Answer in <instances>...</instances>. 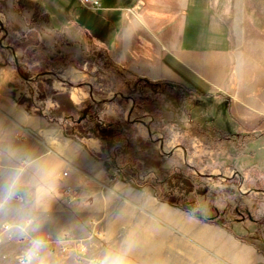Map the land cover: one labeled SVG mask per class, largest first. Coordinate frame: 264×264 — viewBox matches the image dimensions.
Masks as SVG:
<instances>
[{
	"label": "crops",
	"instance_id": "0c3cea01",
	"mask_svg": "<svg viewBox=\"0 0 264 264\" xmlns=\"http://www.w3.org/2000/svg\"><path fill=\"white\" fill-rule=\"evenodd\" d=\"M100 1L102 9L95 13L79 8L76 19L82 27L76 29L78 34L92 32L93 44L97 40L107 47L113 63L151 81L166 79L199 91L192 120L204 121L199 114L214 115L217 106L225 118L221 127L209 116L215 127L264 132V0ZM61 5L56 9H68L63 0ZM13 88L1 65L0 247H16L17 253L34 240L63 233L78 237L91 218L101 220L106 230L122 218L149 215L148 199L146 211L123 198L134 187L110 176L97 157L99 139L65 136L60 123L45 112L28 111L17 102L10 93ZM245 155L234 154L233 160L242 164ZM252 164L264 165L261 158ZM85 210L93 213L88 221L82 218ZM220 228L221 238L207 239L201 246L208 260L264 264L257 248ZM113 237L105 232L107 242ZM129 254L131 264L135 256Z\"/></svg>",
	"mask_w": 264,
	"mask_h": 264
},
{
	"label": "rangeland",
	"instance_id": "374dc122",
	"mask_svg": "<svg viewBox=\"0 0 264 264\" xmlns=\"http://www.w3.org/2000/svg\"><path fill=\"white\" fill-rule=\"evenodd\" d=\"M68 1L64 0V3ZM58 3L59 0H45L48 15H41L33 9L20 7L16 0H0V66H5L8 79L16 90L31 100V110L45 112L53 119L52 111L57 104L51 99L50 91L68 92L73 104L81 110L86 104H99L103 113L112 115L121 125L130 123L135 136L153 143L163 166L184 164L190 172L197 174L201 185L213 193V204L218 209L224 210L228 206L229 192L238 191L246 194L249 203L255 205L253 218L263 216L264 165L249 163L260 158L264 163V138L259 139L256 135L242 149L231 140H218L208 131L192 137L179 133L180 124L190 127L193 116L187 115L185 107L192 114L199 101L196 96L200 94L170 89L166 93H157L148 101L140 100L137 93L128 90L117 74L107 67L95 47L86 49L80 44L73 21L75 11H60L56 9L60 6ZM35 26L36 45L40 47L33 52L34 45H26V41L27 33L34 31ZM71 59L73 63L69 62ZM73 94L77 100L73 99ZM209 116L214 118L217 126H223L225 114L221 107L214 108V115L204 112L198 118L208 120ZM77 118H59L57 122L65 121L75 126ZM84 134L90 135L89 132ZM241 153H246L244 158L241 157L242 164L233 160L234 154ZM113 178L115 182L131 185L118 173L113 172ZM133 192L121 195L134 205H143L146 211L148 199L149 215L122 218L107 231L101 220L91 218L85 222L80 236L72 234L81 240L79 248L51 252L42 246L38 258L31 260L32 264H95L106 254L127 255L130 252L135 256L131 264H220V261L208 260L205 248L201 247L207 239L222 237L220 225L200 220L172 205L158 206L150 185L134 187ZM117 210L120 213V208ZM89 213L93 215L92 211L85 210L82 218H89ZM105 232L114 234L111 242L105 239ZM261 234L264 236L263 229ZM15 248L0 247V264H19L14 257Z\"/></svg>",
	"mask_w": 264,
	"mask_h": 264
},
{
	"label": "trees",
	"instance_id": "16d2710c",
	"mask_svg": "<svg viewBox=\"0 0 264 264\" xmlns=\"http://www.w3.org/2000/svg\"><path fill=\"white\" fill-rule=\"evenodd\" d=\"M16 1L22 8L33 9L37 14L48 15L47 5L43 0ZM59 2L61 5L62 0ZM63 7L75 11L74 19H72L76 25L82 27L76 19V13L82 7L79 1L70 0L68 3H64ZM85 10L91 13L97 12V10ZM27 35L26 45H34L32 51H38L40 45H36L38 37L36 26L34 31H29ZM78 38L83 41L85 48L95 47L98 53L103 56L107 67L117 74L128 90L137 93L140 100L148 101L157 93H166L170 89L182 90L183 93L193 91L200 94L194 88H186L173 81L166 79L151 81L124 70L109 58L107 47L106 49L101 47L97 40L96 44H93L94 35L87 29L78 34ZM45 50L48 51L47 48ZM69 62L73 63L74 61L71 59ZM18 72L21 76H25L20 70ZM10 93L17 102L23 104L28 111H32L31 100L28 97L18 92L16 88H13ZM49 95L57 104V107L52 111L53 121L57 122L59 118L72 119L78 116L76 119L78 123L75 126L65 121L61 122L60 125L65 136L79 139L91 135L101 141V150L97 153V157L103 161L110 176H113V172L118 173L122 179L128 181L135 188L150 185L157 200L178 207L200 220L220 225L242 242L252 244L264 255V236L261 234V229L264 232V215L253 218L255 205L249 203L246 194H241L238 191L229 192L228 206L224 210L218 209L213 204V193L208 187L201 185L197 174L190 172L184 164L163 166L162 161L159 160V151L154 144L142 137L135 136L134 128L130 123L121 125L112 115L103 113L99 104H86V107L81 110L73 104L68 92L50 91ZM229 107L230 104L227 102L228 113ZM185 109L187 115L190 116V109L188 107ZM81 121L84 122L81 124ZM206 131L217 137L218 140H231L242 149L256 137L252 130L232 133L226 128L215 127L209 120L195 121L190 118V127L187 128L182 124L179 127V133H186L190 137L201 136ZM85 132H89L90 135H85ZM263 134L264 132H261L257 136Z\"/></svg>",
	"mask_w": 264,
	"mask_h": 264
},
{
	"label": "built area",
	"instance_id": "2783aa9c",
	"mask_svg": "<svg viewBox=\"0 0 264 264\" xmlns=\"http://www.w3.org/2000/svg\"><path fill=\"white\" fill-rule=\"evenodd\" d=\"M80 4L87 8V9H100L101 2L100 0H79ZM63 175H67V172H63ZM71 192V190H67V192ZM43 241V246H45L48 251L56 252V251H68L79 248V244L81 245V240L78 238H74L72 234L63 233L61 236L58 237H48L47 239L41 240ZM33 248V243L26 248L21 250L19 253L15 254V259L19 264H26L32 259L38 257L33 256L32 252L30 251Z\"/></svg>",
	"mask_w": 264,
	"mask_h": 264
},
{
	"label": "clouds",
	"instance_id": "9594fccd",
	"mask_svg": "<svg viewBox=\"0 0 264 264\" xmlns=\"http://www.w3.org/2000/svg\"><path fill=\"white\" fill-rule=\"evenodd\" d=\"M43 246V241L34 240L33 248L30 250L33 256H38L40 249ZM28 264H32L31 261ZM95 264H130L126 253H109L104 256L100 261L95 262Z\"/></svg>",
	"mask_w": 264,
	"mask_h": 264
},
{
	"label": "bare ground",
	"instance_id": "6f19581e",
	"mask_svg": "<svg viewBox=\"0 0 264 264\" xmlns=\"http://www.w3.org/2000/svg\"><path fill=\"white\" fill-rule=\"evenodd\" d=\"M101 2V1H100ZM81 5V4H80ZM82 6V5H81ZM83 7V6H82ZM83 8H85V7H83ZM85 9H87V8H85ZM100 9H102V3H101V8ZM100 9H96V10H100ZM87 10H93V9H87ZM96 10H93V11H96ZM73 99L74 100H77V96L75 95V94H73Z\"/></svg>",
	"mask_w": 264,
	"mask_h": 264
}]
</instances>
